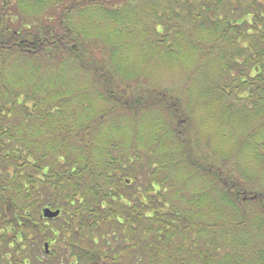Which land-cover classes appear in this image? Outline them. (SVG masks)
Segmentation results:
<instances>
[{"label":"trees","instance_id":"trees-1","mask_svg":"<svg viewBox=\"0 0 264 264\" xmlns=\"http://www.w3.org/2000/svg\"><path fill=\"white\" fill-rule=\"evenodd\" d=\"M0 264H264V0H0Z\"/></svg>","mask_w":264,"mask_h":264},{"label":"water","instance_id":"water-1","mask_svg":"<svg viewBox=\"0 0 264 264\" xmlns=\"http://www.w3.org/2000/svg\"><path fill=\"white\" fill-rule=\"evenodd\" d=\"M58 214H59V210H52L49 207L43 208L42 212H41V216L43 218H48V219H53V218L57 217ZM47 247H48V244L44 243L45 251H47Z\"/></svg>","mask_w":264,"mask_h":264}]
</instances>
